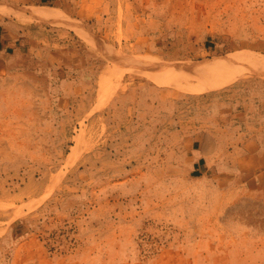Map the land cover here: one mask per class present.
Segmentation results:
<instances>
[{
  "label": "rangeland",
  "instance_id": "374dc122",
  "mask_svg": "<svg viewBox=\"0 0 264 264\" xmlns=\"http://www.w3.org/2000/svg\"><path fill=\"white\" fill-rule=\"evenodd\" d=\"M248 52L264 0H0V264H264L182 153L206 96L264 81L196 65Z\"/></svg>",
  "mask_w": 264,
  "mask_h": 264
},
{
  "label": "crops",
  "instance_id": "0c3cea01",
  "mask_svg": "<svg viewBox=\"0 0 264 264\" xmlns=\"http://www.w3.org/2000/svg\"><path fill=\"white\" fill-rule=\"evenodd\" d=\"M1 52L2 58L8 57L7 51ZM211 97L206 96L204 105L208 117L185 139L186 150L182 153L191 155L194 175L214 173L205 179L212 185L211 192L219 189L218 198L226 207L221 212L225 213L221 217L225 224L220 227L221 233H230L231 215H235L237 227L243 225V234L264 239V81L238 82ZM218 176L220 185H216ZM234 178L232 184L237 189L230 191ZM230 192L235 193V200L231 202ZM230 204L234 209L229 208Z\"/></svg>",
  "mask_w": 264,
  "mask_h": 264
},
{
  "label": "bare ground",
  "instance_id": "6f19581e",
  "mask_svg": "<svg viewBox=\"0 0 264 264\" xmlns=\"http://www.w3.org/2000/svg\"><path fill=\"white\" fill-rule=\"evenodd\" d=\"M240 56H247L249 58H253L255 62L257 63H262L261 65H263L264 63V57L258 53H242V54H239V53H235L234 55H229L227 57H224V58H218V59H214L213 61L211 62H203V63H200L198 65H196V69L200 72H207V71H210V69H213L215 67H227L229 65H232L234 64L237 60L238 57ZM235 58V59H233ZM108 93V91H107ZM109 93L111 94L110 96V100L111 98L114 96L115 92H113V89L112 90H109ZM109 100V101H110ZM108 101V102H109ZM75 141H77V144L76 146L73 147L71 153H70V158H74L78 155L80 149H81V138L80 136L76 137L75 138Z\"/></svg>",
  "mask_w": 264,
  "mask_h": 264
}]
</instances>
